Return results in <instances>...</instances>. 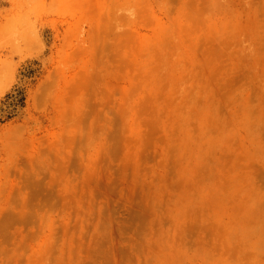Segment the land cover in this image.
I'll use <instances>...</instances> for the list:
<instances>
[{
	"label": "rangeland",
	"instance_id": "rangeland-1",
	"mask_svg": "<svg viewBox=\"0 0 264 264\" xmlns=\"http://www.w3.org/2000/svg\"><path fill=\"white\" fill-rule=\"evenodd\" d=\"M0 264H264V0H0Z\"/></svg>",
	"mask_w": 264,
	"mask_h": 264
}]
</instances>
